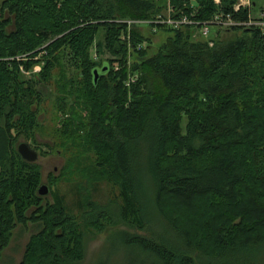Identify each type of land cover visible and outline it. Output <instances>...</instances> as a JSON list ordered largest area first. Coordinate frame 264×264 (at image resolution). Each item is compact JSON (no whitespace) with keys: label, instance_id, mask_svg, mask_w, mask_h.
Instances as JSON below:
<instances>
[{"label":"trees","instance_id":"obj_1","mask_svg":"<svg viewBox=\"0 0 264 264\" xmlns=\"http://www.w3.org/2000/svg\"><path fill=\"white\" fill-rule=\"evenodd\" d=\"M239 3L170 0L176 16L196 14L197 23L217 15L248 23L252 10L237 11ZM162 10L157 0H2L0 259L18 226L36 231L22 264H73L83 258L79 217L51 188L53 203L39 195L41 167L25 162L17 147L22 137L35 141L42 88L67 52L82 73L88 101L80 117L88 121L74 131L84 134L99 168L119 188L121 204L114 207L119 221L143 230L151 205L158 216L150 220L165 224L166 236L177 238L118 232L110 240L116 254H132L129 264H196L198 248L211 264H255L252 247L239 241V234L264 228V222L244 230L220 222L241 197L242 203L249 200L250 224L258 217L250 208L264 215V28L210 27L221 39L214 47L193 40L198 27L151 25L146 26L151 37H144L138 23L155 21ZM102 31L105 39L98 43ZM160 33L171 36L155 55L149 47L137 50L146 41L151 46ZM130 44L140 60L134 67L137 83L129 89L127 69L115 72L112 64H126ZM94 47L99 56L108 52L117 60L96 62ZM40 64L41 74L23 79V71ZM105 68L96 83L94 72ZM67 104L64 98L66 109ZM192 200L199 201L198 208ZM88 205L91 220L103 213Z\"/></svg>","mask_w":264,"mask_h":264},{"label":"rangeland","instance_id":"obj_2","mask_svg":"<svg viewBox=\"0 0 264 264\" xmlns=\"http://www.w3.org/2000/svg\"><path fill=\"white\" fill-rule=\"evenodd\" d=\"M157 1L160 3L161 9H163V13L159 15L158 18L170 16L168 12L170 0ZM243 2L246 5L244 6L245 8L252 10L250 15L253 20L260 19L263 16L264 0H252V4L250 0H243ZM243 2L241 1L240 3ZM1 5L2 0H0V7ZM142 25L144 26V24ZM131 30L130 28V34L127 36V39H123H126L129 43H131L133 39ZM140 30L144 37H151V33L146 26ZM224 30H228V28ZM104 36L105 33L102 31L97 42H103L105 39ZM170 36V33H160L153 38L151 46L146 41L139 46L137 50L140 51L149 47V55H155ZM213 39H215V41H213ZM193 40L196 42L208 41L212 45L210 46L214 47L216 41L221 39L220 36L217 37V31L213 29L210 31V34L207 35H203L202 32L197 31ZM66 54L62 55L61 63L57 65L53 73L52 81L47 87L42 88L43 102L37 107L40 126L37 130L35 141L27 140L22 137L18 145L23 142L28 143L32 149L39 153L40 158L37 164L41 167L43 174L42 185L48 186L55 195L63 198L72 214L76 215L77 218L79 217L77 219L78 227L84 237V246L82 249L83 258L80 262H75L73 264H129L132 261V254L130 256L125 255V253L116 254L117 247L110 243V240L116 233L127 232L133 236L143 238H149L150 235L155 233L156 236L165 237L164 239L173 240V242H176L177 238L171 239L166 236L168 232L164 228L165 224L162 225V228L158 226L161 224L155 223L157 219L154 223L150 220V216H158L156 214L157 210L155 211V208L151 207V205L149 209L147 208L149 217L148 215L145 217V226L143 230L123 220L119 221L115 214L114 207L117 205V201L121 204L120 190L108 180V177L104 174V170L99 168V158L94 150L85 143L84 134L81 133L80 130L74 131L77 123L84 122V124H86L88 121H84L83 119L82 121L80 119V117H84L81 107H83V109L88 107V101L84 96L82 73L72 65L73 63L69 57V53L66 52ZM92 57L96 62L117 60L108 52H105L102 57L99 56L96 52V48L92 51ZM139 57V54L136 55L135 49L130 44V51L126 64L122 66V64L117 61L112 64V68L115 72H120V69H127L129 77L126 82V87L129 89L134 86L138 80V73L135 72L134 67L140 60ZM43 66L44 64L37 65L32 72L23 71V79L30 80L41 74ZM64 98L70 105L69 107L67 104L68 109L62 105V100ZM186 124L187 121H185V125ZM66 125L69 126L68 129ZM80 125H82V123ZM70 134H73L74 137ZM53 177L57 178L54 184L51 183V178ZM241 193L243 192L241 191ZM46 198L50 203H53L55 196L50 194ZM252 200L254 201V199ZM81 201L85 204L84 211L79 210V206L82 204ZM241 201L242 197L232 206L234 209H229L231 213L228 215L229 217L226 216L221 219V225L222 222H225L223 224L229 225L231 228L241 224L242 230H244L264 222V215L259 216V208L255 206L250 208V210L258 217L255 219L251 218L252 223L250 224L247 213L249 208L247 209V206H245V203L248 202L245 201V203H242ZM88 204H96V209H103V213L96 216L94 220H91L89 216L90 214L94 216V212L90 211ZM190 205L198 208L199 201L192 200ZM229 212H227V214H229ZM35 233L36 231L33 226H18L13 232L9 245L1 251L0 264H22L25 259L27 246ZM239 235L242 237H239L241 239L239 241L252 247L250 249L253 251L252 258L253 255L255 257L254 263L264 264V228L258 227L250 233L241 232ZM245 250L251 252L249 249ZM197 251L198 252L193 255L196 264H211L210 259L206 256H202L203 252L199 251L198 248ZM126 256L127 259L124 260ZM148 264L154 263L148 262Z\"/></svg>","mask_w":264,"mask_h":264},{"label":"built area","instance_id":"obj_3","mask_svg":"<svg viewBox=\"0 0 264 264\" xmlns=\"http://www.w3.org/2000/svg\"><path fill=\"white\" fill-rule=\"evenodd\" d=\"M243 2V0H240V2ZM245 3H239L236 10L239 11L240 9L245 8ZM170 16L164 17V18H157L153 22H140L139 25L144 24V26H165L168 28H172L174 30H181L186 27H198L197 31L202 32L203 35L210 34V27H219L220 29H230L234 27H245V28H252V27H260L264 28V13L263 16L260 19L251 20L248 23H237L233 22L232 18L230 16L224 17L223 15L216 16L211 22L207 23H197L194 18H196V14L191 15H185L184 13L179 14L176 16L177 12L175 11V8L169 5V11ZM129 25H132L133 22H126ZM231 23V24H229ZM233 23V24H232ZM143 26V25H142ZM157 31V28L154 29V32ZM210 43V42H209ZM211 45V43H210ZM212 46V45H211Z\"/></svg>","mask_w":264,"mask_h":264},{"label":"water","instance_id":"obj_4","mask_svg":"<svg viewBox=\"0 0 264 264\" xmlns=\"http://www.w3.org/2000/svg\"><path fill=\"white\" fill-rule=\"evenodd\" d=\"M108 72V68L103 69L101 72L96 70L94 72L95 82L97 83L102 76V74H105ZM18 154L20 157L27 163L30 164H37L39 161V153L32 149L30 144L28 143H21L18 146ZM39 195L43 198L48 197L50 195V188L46 185H42L39 189Z\"/></svg>","mask_w":264,"mask_h":264},{"label":"bare ground","instance_id":"obj_5","mask_svg":"<svg viewBox=\"0 0 264 264\" xmlns=\"http://www.w3.org/2000/svg\"><path fill=\"white\" fill-rule=\"evenodd\" d=\"M227 14V13H226ZM218 16V15H217ZM198 17V16H197ZM242 30V29H241ZM259 30V29H258ZM20 190V189H19ZM248 202V201H247ZM230 213V212H229ZM226 215H228L227 213H226ZM222 233V232H221ZM2 243V242H1Z\"/></svg>","mask_w":264,"mask_h":264},{"label":"crops","instance_id":"obj_6","mask_svg":"<svg viewBox=\"0 0 264 264\" xmlns=\"http://www.w3.org/2000/svg\"><path fill=\"white\" fill-rule=\"evenodd\" d=\"M251 4H252V0H250Z\"/></svg>","mask_w":264,"mask_h":264}]
</instances>
